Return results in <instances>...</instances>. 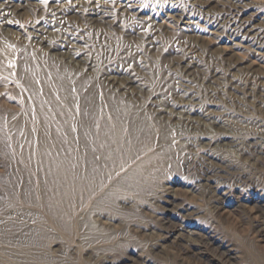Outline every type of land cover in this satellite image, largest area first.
<instances>
[{
	"label": "bare ground",
	"instance_id": "bare-ground-1",
	"mask_svg": "<svg viewBox=\"0 0 264 264\" xmlns=\"http://www.w3.org/2000/svg\"><path fill=\"white\" fill-rule=\"evenodd\" d=\"M246 1L187 0L184 11L195 15L204 24V33L216 36L221 33L232 46L264 56V0H252L259 7L254 13L249 12L251 4ZM137 2L0 0V138L11 143L19 156L34 168L33 171L48 179L54 201H60L62 197L58 181L67 187L74 186L103 169L109 170L115 152L123 150L128 140L141 141L152 132L162 134L167 129L177 128L188 134L187 129H200L201 135H187L186 141L208 147H234L243 156L257 159L264 154V129L260 126L242 140L232 138L224 117L214 115L207 104L169 96L167 88H151L140 70L133 67L136 64L143 69H153L156 55L159 56L160 49H166L168 44L161 34L163 20L147 15L138 8ZM170 9L164 14L165 18L184 14L175 3ZM21 16L30 17L33 23L29 27L22 26L19 23ZM117 34L123 35V39L117 40ZM173 43L178 44L174 52L179 55L169 61L164 73L165 82L187 87L198 79L240 80L234 70L241 62L224 65L222 57L205 61L198 57L194 43L183 37L173 39ZM96 46L100 47L98 52L94 50ZM203 65L204 71H201ZM249 75L246 74L248 77L244 81ZM209 95V98L215 96L212 91ZM153 120L157 123H152ZM171 150L161 145L144 154L128 171L129 177L135 179L156 174L166 163ZM206 184L211 187L210 181ZM216 191H212L213 197L225 202L226 192ZM176 195L172 182L163 185V209L168 214L163 218L168 223L164 230L168 231L160 237L171 245L179 243L182 232H187L188 241L195 234L194 229L183 225L195 209ZM253 210L254 207L249 208L250 215ZM255 210L259 211L256 207ZM174 217L180 218L178 224L172 222ZM200 236L205 241L209 239L207 233ZM159 246L162 247L163 243ZM143 264L150 262L143 260Z\"/></svg>",
	"mask_w": 264,
	"mask_h": 264
},
{
	"label": "rangeland",
	"instance_id": "rangeland-1",
	"mask_svg": "<svg viewBox=\"0 0 264 264\" xmlns=\"http://www.w3.org/2000/svg\"><path fill=\"white\" fill-rule=\"evenodd\" d=\"M186 1L138 0L139 9L163 20L161 34L168 44L167 47L163 45L166 49L162 47L159 56L156 55L153 69L131 65L140 70L151 88H167L169 96L207 104L214 115L224 117L232 138L242 140L257 126L264 129V56L232 46L221 33L219 36L204 33V24L195 15L184 11ZM246 2L251 4L250 13L259 10L258 4L254 5L252 0ZM174 3L184 14L165 18L164 14L171 11ZM19 23L29 27L33 21L28 16H21ZM123 37L117 34L116 38L120 41ZM179 37L197 46L200 59L223 58L221 63L224 65L241 62L234 70L240 80L198 79L187 87L165 82L169 61L179 55L174 52L179 46L173 43V39ZM99 48L96 46L94 50L98 52ZM247 73L249 79L244 81ZM210 91L215 96L209 98ZM144 130V135L149 132ZM186 131L188 134L172 128L162 134L152 132L141 141L128 140L123 150L115 152L109 170L103 169L74 186L67 187L58 181L60 201L52 199L48 179L33 171L34 168L19 156L13 145L0 138V264H143V260L150 264H264V154L257 159L243 156L234 147L191 144L186 141L187 135L198 136L202 130ZM161 145L172 150L158 172L135 179L129 177L128 171L143 155ZM215 169L219 172H211ZM206 181H210L211 189ZM171 182L177 198L195 209L183 224L187 229L195 230L192 240L188 241L187 232H182L179 243L172 245L161 239V235L168 231L164 230L168 223L163 218L168 214L163 209V185ZM214 190L226 192V201L215 199ZM248 207H254L253 214L250 215ZM230 214L233 215L230 217ZM172 222L178 224L180 218L174 217ZM172 222H169L170 226H173ZM201 233H207L210 240L200 238Z\"/></svg>",
	"mask_w": 264,
	"mask_h": 264
}]
</instances>
